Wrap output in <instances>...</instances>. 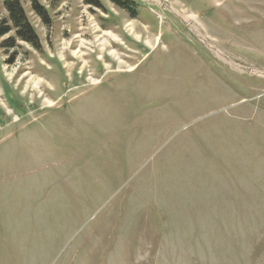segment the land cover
Returning a JSON list of instances; mask_svg holds the SVG:
<instances>
[{"label":"rangeland","instance_id":"rangeland-1","mask_svg":"<svg viewBox=\"0 0 264 264\" xmlns=\"http://www.w3.org/2000/svg\"><path fill=\"white\" fill-rule=\"evenodd\" d=\"M19 1L0 264H264V0Z\"/></svg>","mask_w":264,"mask_h":264},{"label":"trees","instance_id":"trees-1","mask_svg":"<svg viewBox=\"0 0 264 264\" xmlns=\"http://www.w3.org/2000/svg\"><path fill=\"white\" fill-rule=\"evenodd\" d=\"M2 6L7 13V19H3L0 16V38L8 35L11 31H14L12 39L8 38L4 43V47H12V41L17 38L21 41H24L31 46L37 47L38 40L28 22L21 3L19 0H1ZM83 3L92 8H102V5L99 0H82ZM117 7H126V9L133 11V3L127 0H109ZM131 6H133L131 8ZM33 11L38 14V16L44 18V13L41 10V7L37 5L36 2L32 3Z\"/></svg>","mask_w":264,"mask_h":264},{"label":"bare ground","instance_id":"bare-ground-1","mask_svg":"<svg viewBox=\"0 0 264 264\" xmlns=\"http://www.w3.org/2000/svg\"><path fill=\"white\" fill-rule=\"evenodd\" d=\"M161 2V1H160ZM182 17V19L186 22L185 24H192L193 26H194V31H197V29H198V27L196 28L195 27V21H196V17L195 16H193V15H182L181 16ZM188 26V25H187ZM190 26V25H189ZM198 34V33H197ZM201 35V34H200ZM206 37V36H205ZM202 39V41H203V43H206L208 46H209V48H211L218 56H220V57H222V58H224L223 57V54L215 47V46H213L211 43H209V41H207V39L206 38H201ZM227 58V57H226ZM228 61H229V59H227ZM232 64V63H231ZM233 65V64H232ZM239 67V66H238ZM237 67V68H238ZM240 69H242V68H240ZM239 69V70H240ZM242 71V70H241ZM247 71V70H246ZM248 71H250V72H252L253 71V69H249ZM259 72V71H258ZM261 74H263V73H261ZM264 75V74H263ZM260 76V75H259ZM38 83H40L39 81H37V82H35L34 84H33V86L34 87H38Z\"/></svg>","mask_w":264,"mask_h":264},{"label":"water","instance_id":"water-1","mask_svg":"<svg viewBox=\"0 0 264 264\" xmlns=\"http://www.w3.org/2000/svg\"><path fill=\"white\" fill-rule=\"evenodd\" d=\"M248 73H250V71H248Z\"/></svg>","mask_w":264,"mask_h":264}]
</instances>
